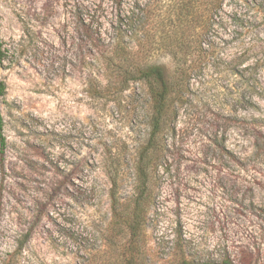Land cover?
I'll return each instance as SVG.
<instances>
[{
  "label": "rangeland",
  "instance_id": "374dc122",
  "mask_svg": "<svg viewBox=\"0 0 264 264\" xmlns=\"http://www.w3.org/2000/svg\"><path fill=\"white\" fill-rule=\"evenodd\" d=\"M256 3L223 2L207 36L214 55L136 198L131 157L147 130L144 100L135 86L90 94L108 39L86 37L78 19L115 20L110 0H0V264H264V0ZM152 61L173 68L166 53ZM244 67L256 81L240 101ZM107 152L121 154L115 213Z\"/></svg>",
  "mask_w": 264,
  "mask_h": 264
},
{
  "label": "trees",
  "instance_id": "16d2710c",
  "mask_svg": "<svg viewBox=\"0 0 264 264\" xmlns=\"http://www.w3.org/2000/svg\"><path fill=\"white\" fill-rule=\"evenodd\" d=\"M224 1L166 0L164 13L159 15V0H131L128 7L124 5L126 0H110L116 14L115 20L106 22V25L100 16L95 20L92 15L78 17L86 37L108 39L106 45L101 46L99 53L95 55L94 60L100 73L96 77L97 86L91 93L90 85L88 86L89 93L92 96H105L110 93L119 96L135 86L144 100L147 130L145 138L135 146L131 157L135 183L133 195L136 198L143 192L148 177L155 173L157 166L166 158L168 148L163 135L168 131L175 133L174 122L181 107L193 99V79L197 73L203 71L204 65L214 55L215 45L207 40V36L216 21H222L219 14ZM250 1L257 4L256 0ZM160 52L171 58L173 68L170 72L152 61L153 56ZM1 55L0 45V62ZM245 68H242L240 75L244 90H239L237 94L240 101L249 98V89L256 81L255 77L248 78L243 74ZM4 93L5 84L0 80V99ZM2 130L3 117L0 109V155L4 154L6 148ZM107 153L110 161L103 155L101 162L104 167L105 164L108 167L111 184L108 194L110 207L115 213L119 206L115 189L119 182L112 164L120 161L121 154ZM135 203L128 227L132 242L141 213L136 200ZM124 264L138 263L133 257H128ZM174 264L212 263L182 258ZM219 264L232 262L224 259Z\"/></svg>",
  "mask_w": 264,
  "mask_h": 264
}]
</instances>
